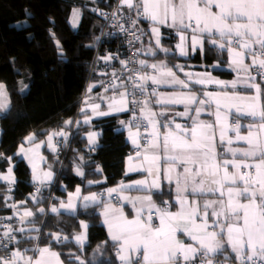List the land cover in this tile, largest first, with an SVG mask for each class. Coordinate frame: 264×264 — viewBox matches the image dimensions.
<instances>
[{
	"label": "snow or ice",
	"instance_id": "6c2138e0",
	"mask_svg": "<svg viewBox=\"0 0 264 264\" xmlns=\"http://www.w3.org/2000/svg\"><path fill=\"white\" fill-rule=\"evenodd\" d=\"M93 11L109 19L108 13ZM80 14L73 10V27ZM111 20L134 55L98 57L111 71L96 72L105 79L86 93L103 94L86 95L83 119H69L65 126H91L95 118L127 114L120 124L132 145L124 173L128 182L107 189V200L105 194L82 195L80 186L66 202L51 191L45 195L54 173L38 172L36 159L45 157L37 149L45 143L58 161V145L67 143L68 134L61 128L46 133L44 142L29 134L14 154L32 168L35 192L24 201L10 195L16 184L13 157L0 153L10 165L0 173L6 182L0 204L13 210L0 216V264H63L53 247L75 242L83 248L89 225L81 220L84 231L71 237L58 225L80 208L100 209L108 240L95 251H112L111 264H264V0H117ZM25 26L27 20L16 25ZM165 29L178 39L173 47L165 46ZM211 50L227 53L226 62L212 67L227 63L235 73L231 81L172 63L177 53ZM9 108L8 90L0 83V113ZM99 135L86 133L89 151ZM73 163L87 184L103 182L87 179L84 156L77 153ZM100 172L97 166L94 173ZM134 174L140 178L132 179ZM48 201L50 207H41ZM53 225L57 230H48Z\"/></svg>",
	"mask_w": 264,
	"mask_h": 264
},
{
	"label": "trees",
	"instance_id": "16d2710c",
	"mask_svg": "<svg viewBox=\"0 0 264 264\" xmlns=\"http://www.w3.org/2000/svg\"><path fill=\"white\" fill-rule=\"evenodd\" d=\"M115 2L116 0H100L98 3L88 0H0V83L6 85L10 99L8 112L0 115V153L13 157L11 164H14L13 171L17 181L10 195L17 202L24 201L34 193L28 162L14 156L21 142L32 133L37 134L38 142L47 138L46 133L58 132L61 128L66 134H72L64 155L58 154V161L57 153L44 152V165L50 159L56 173V182L50 189H44L45 195L51 191L53 196L60 197L63 195V186L69 191L81 186L82 194L92 190L86 181L75 174L73 159L77 153L89 162L84 166L88 180L106 179L109 186H114L129 179L124 173L126 158L132 152V147L126 139L127 131L120 124L121 119L128 118L127 114L98 117L92 121L91 126H65V121L69 119L80 120V100L88 84L101 77L95 74L100 69L92 72L98 44L96 38L102 28L101 19L93 9L107 8ZM74 9L82 12L76 30L70 23ZM26 12L31 15L26 16ZM25 20L27 26L16 27ZM165 35L168 37L164 42L165 46L173 47L177 42L176 36L167 30ZM226 57L227 53L221 54L216 50L206 51L204 54L207 63L218 60L225 62ZM199 59V54L188 59L177 55L172 63ZM25 86V91H21ZM94 130H101L102 137L95 150L89 151L86 133ZM9 166L8 162L0 160L1 173L6 172ZM97 166L102 172L94 173ZM4 185L0 183V193L4 191ZM51 203L48 201L41 207L48 208ZM12 211L0 204V216L11 214ZM99 213V208L95 211L80 208L76 216L61 217L62 223L58 227L69 237L80 233L81 220L90 224L89 243L83 248L74 242L53 247L54 251L60 253L64 264H79L74 256H79L88 264H111L112 251H95L98 245L108 240ZM48 230L56 231L57 226L53 225ZM70 253L73 254L72 257Z\"/></svg>",
	"mask_w": 264,
	"mask_h": 264
},
{
	"label": "crops",
	"instance_id": "0c3cea01",
	"mask_svg": "<svg viewBox=\"0 0 264 264\" xmlns=\"http://www.w3.org/2000/svg\"><path fill=\"white\" fill-rule=\"evenodd\" d=\"M88 1H90V2H92V3H98L100 0H88ZM81 14H80V17H79V21H81V18H82V12H80ZM72 15H73V12H72ZM71 15V19H72V16ZM79 24H80V22H79ZM166 30V29H165ZM165 30H163L164 32H165ZM168 31V30H167ZM175 35V34H174ZM177 38V37H176ZM177 42H178V39H177ZM176 42V43H177ZM175 43V44H176ZM200 55V57H201V59H199V60H197V61H191V62H178V63H180V64H186V65H188V67L186 68V71H189V72H192V73H194V74H198V73H204L205 71H208V72H211V74L214 76V77H216V78H218V79H221V80H225V81H231L234 77H235V73L234 72H232L230 69H229V67H228V65H227V63H225V64H222V66L221 67H216V68H213L212 66L214 65V64H216L217 63V61L216 62H213V63H207V62H205V59H204V55H202L200 52H195V53H192V52H190L189 53V55L188 56H184V58H193V57H196L197 55ZM177 55H178V53H177ZM179 56V55H178ZM227 59H228V55H227V57L225 58V62L227 61ZM175 60H173V62H174ZM176 63V62H175ZM103 66V65H102ZM102 71V69H100V72ZM223 73H229L228 75H222ZM181 75V78H183V74H180ZM94 83H97V81H95ZM210 88L211 87H214V86H209ZM97 92H100L101 94H103L102 93V90L101 89H93V93L92 94H89V95H92V96H94ZM103 107V106H102ZM82 116V115H81ZM83 119V116L80 118V120H82ZM96 119V118H95ZM95 119H93V120H95ZM124 129V128H123ZM124 130H126V129H124ZM94 131H96L97 133H99L100 135H99V137H98V141L101 139V137H102V131L101 130H94ZM127 131V130H126ZM127 136H128V133H126V139H127ZM47 140V138L45 139V140H42V141H40V142H44V141H46ZM55 141V140H54ZM53 141V142H54ZM128 142V141H127ZM129 143V142H128ZM130 144V143H129ZM130 146L132 147V145L130 144ZM45 151H49L48 150V148H47V146H46V144L45 143H42L41 144V147L39 148V149H37V152L40 154V155H43L44 156V152ZM51 152V151H50ZM132 153V152H131ZM130 153V154H131ZM54 154H56V153H54ZM129 154V155H130ZM128 155V156H129ZM128 156H127V158H128ZM18 157V159H23V158H21L20 156H17ZM45 157V156H44ZM126 158V163H125V166H126V168L128 167V159ZM45 159H46V157H45ZM24 160H26V159H24ZM27 162H28V160H26ZM36 163H37V170H38V172L41 174V176H42V173L44 172V171H48V170H52L53 171V173H54V178H53V182H52V185L55 183V181H56V173H55V170H54V168H55V166H54V163L53 162H51L50 161V159L49 160H46V164L44 165V161H40L38 158L36 159ZM28 165H29V168H30V171H31V174H32V177H33V173H32V168H31V165L29 164V162H28ZM12 166H13V169H14V164L12 163ZM1 173V172H0ZM13 174H14V171H13ZM79 179H82L81 177H79V176H77ZM133 178L132 179H137V178H140L138 175H133L132 176ZM15 180L17 181V179L15 178ZM101 181H103L102 183H93V184H91V185H89V184H87V186L88 187H91L92 188V190L91 191H89V192H86V193H84V194H82V195H89V194H91V193H93V192H95V193H97L98 195L99 194H105L104 195V199L105 200H107L108 199V197H107V195H106V190L107 189H109V188H113V187H117L119 184H117V185H114V186H109L108 185V183H107V180L106 179H103V180H101ZM122 182H124V183H127L128 182V180L127 181H122ZM0 183H3V184H6V182L5 181H2V180H0ZM51 185V186H52ZM15 186V185H14ZM14 186H12V187H14ZM81 187V186H80ZM76 189V188H75ZM75 189L73 190V191H69L68 189H67V187H66V189H65V186H63L62 187V189H61V191L63 192V195L62 196H60L59 197V199L60 200H64L65 202L67 201V199H68V193L69 192H75ZM81 190H82V187H81ZM115 195V194H114ZM131 195H140V193H135V192H133V193H131ZM74 203H77L75 200L73 201ZM112 203L113 204H115L116 206H120V204H117V202L115 201V200H113L112 201ZM121 204L123 203L122 201L120 202ZM58 206V205H57ZM27 207H29V208H32L33 206L32 205H27ZM43 207V206H42ZM131 209H130V206H125V211L126 212H128V211H130ZM65 215H68V214H65ZM102 219V218H101ZM86 223H88L87 221H85ZM88 225L90 226V224L88 223ZM103 225V224H102ZM104 226V228L106 229V231H107V228H106V226L105 225H103ZM84 230L81 228V231L80 232H83ZM107 234H108V232H107ZM75 243V242H74ZM89 243V228H88V230H87V239H86V241L84 242V246H86L87 244ZM76 244V243H75ZM60 259H61V257H60ZM61 261H62V259H61ZM63 262V261H62ZM63 264H64V262H63Z\"/></svg>",
	"mask_w": 264,
	"mask_h": 264
},
{
	"label": "built area",
	"instance_id": "2783aa9c",
	"mask_svg": "<svg viewBox=\"0 0 264 264\" xmlns=\"http://www.w3.org/2000/svg\"><path fill=\"white\" fill-rule=\"evenodd\" d=\"M116 6H117V0L111 6H109L107 8H101L99 10L101 12L108 13L109 14V19L106 20L102 16L99 15V17L101 19V22H102V28H101L100 34H99V38L100 39H99L98 44L96 46V56H95V60H94L93 66H92V72H94V70L99 71L98 69H102L101 72L111 71L110 68L105 67L103 62H98V57L104 56V55H106L109 52H111V53L119 52L122 57L126 56V55H134V53H130L128 51V43H127L126 37L124 36V34L119 33L116 30L115 22L111 20V13L114 11ZM142 27H144L146 29L147 25L144 24V25H142ZM109 33H112V34L109 35ZM116 67H119V65L117 64ZM103 79H105V78L104 77H100V79L97 81V83L99 81L103 80ZM94 82L95 81L90 82L88 84L87 88L90 86V84H92ZM86 95H89V94L86 93V91H85V93L83 94V96H82V98L80 100L81 107H82V101L85 99ZM71 135L72 134L68 133V141H67L66 144L58 145V149H57L58 154L64 155V149L66 148V146L69 145V142L71 140ZM56 139H59V138L57 137ZM54 143H55V141H54ZM31 184L34 187V192H35V186H34L33 182ZM50 203H51V201H50ZM11 214H7V215H4V216H8V215H11Z\"/></svg>",
	"mask_w": 264,
	"mask_h": 264
},
{
	"label": "rangeland",
	"instance_id": "374dc122",
	"mask_svg": "<svg viewBox=\"0 0 264 264\" xmlns=\"http://www.w3.org/2000/svg\"><path fill=\"white\" fill-rule=\"evenodd\" d=\"M80 10V9H79ZM80 12H81V10H80ZM73 16V15H72ZM80 22V21H79ZM79 22H78V24L75 26V27H73V17H72V19H70V23H71V26H72V28L73 29H78V27H79ZM19 24H23V23H19ZM2 113H0V115H1Z\"/></svg>",
	"mask_w": 264,
	"mask_h": 264
}]
</instances>
